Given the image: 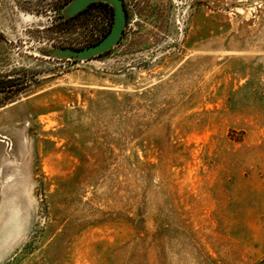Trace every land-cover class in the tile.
Listing matches in <instances>:
<instances>
[{
	"label": "rangeland",
	"instance_id": "1",
	"mask_svg": "<svg viewBox=\"0 0 264 264\" xmlns=\"http://www.w3.org/2000/svg\"><path fill=\"white\" fill-rule=\"evenodd\" d=\"M0 0V264H264V0Z\"/></svg>",
	"mask_w": 264,
	"mask_h": 264
},
{
	"label": "water",
	"instance_id": "2",
	"mask_svg": "<svg viewBox=\"0 0 264 264\" xmlns=\"http://www.w3.org/2000/svg\"><path fill=\"white\" fill-rule=\"evenodd\" d=\"M105 3L113 9L110 30L98 41L81 47H52L47 56L55 59H66L71 62L88 61L109 52L121 39L126 23V14L122 0H69L59 9L61 20L69 19L92 3Z\"/></svg>",
	"mask_w": 264,
	"mask_h": 264
},
{
	"label": "trees",
	"instance_id": "3",
	"mask_svg": "<svg viewBox=\"0 0 264 264\" xmlns=\"http://www.w3.org/2000/svg\"><path fill=\"white\" fill-rule=\"evenodd\" d=\"M92 8L93 9H95V8H100V9H103V10H109L108 12L110 13V16H111V20H112V17H113V9L109 6V5H107V4H105V3H100V2H96V3H93L92 4ZM91 9V8H90ZM85 10H82L81 12H79L78 14H76L75 16H73V17H71V18H69V20H71V19H73V18H75V17H77V16H79L80 14H82L83 12H84ZM68 20V21H69ZM111 24H112V22L110 23V25H109V28H111ZM110 29H108V31H109ZM107 31V32H108ZM107 53V52H106ZM105 53V54H106ZM104 55V54H103ZM102 56V55H101ZM100 57V56H99Z\"/></svg>",
	"mask_w": 264,
	"mask_h": 264
},
{
	"label": "flooded vegetation",
	"instance_id": "4",
	"mask_svg": "<svg viewBox=\"0 0 264 264\" xmlns=\"http://www.w3.org/2000/svg\"><path fill=\"white\" fill-rule=\"evenodd\" d=\"M69 0H67L66 2H68ZM93 4V3H92ZM92 4H90L87 8H85L84 10L85 11H87V10H89L90 8H92L93 6H92ZM84 11V12H85ZM61 16H59V18H60ZM69 19H66V20H64V21H62V22H67Z\"/></svg>",
	"mask_w": 264,
	"mask_h": 264
}]
</instances>
